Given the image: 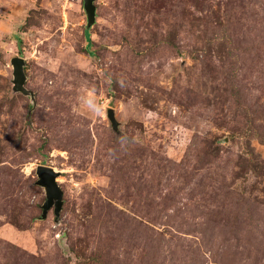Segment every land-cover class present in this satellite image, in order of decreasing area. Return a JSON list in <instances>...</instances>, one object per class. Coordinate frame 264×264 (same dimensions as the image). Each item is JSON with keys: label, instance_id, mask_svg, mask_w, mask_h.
Segmentation results:
<instances>
[{"label": "rangeland", "instance_id": "rangeland-1", "mask_svg": "<svg viewBox=\"0 0 264 264\" xmlns=\"http://www.w3.org/2000/svg\"><path fill=\"white\" fill-rule=\"evenodd\" d=\"M95 6L0 0V264H264V0Z\"/></svg>", "mask_w": 264, "mask_h": 264}, {"label": "water", "instance_id": "water-1", "mask_svg": "<svg viewBox=\"0 0 264 264\" xmlns=\"http://www.w3.org/2000/svg\"><path fill=\"white\" fill-rule=\"evenodd\" d=\"M96 0H83L84 10L87 14L88 25L90 27L94 24L96 19ZM13 66V83L16 91L28 95L29 92L24 88L26 82L25 74V60L22 58H14L12 60ZM108 117L113 124V127L116 128L118 123L115 119V114L113 110H109ZM38 181L37 184L45 189L46 192V201L43 204V213L42 218H46L48 212L54 208L55 216H59L62 207H63V191L56 182L58 173L55 172L51 167L39 166L37 168Z\"/></svg>", "mask_w": 264, "mask_h": 264}, {"label": "trees", "instance_id": "trees-1", "mask_svg": "<svg viewBox=\"0 0 264 264\" xmlns=\"http://www.w3.org/2000/svg\"><path fill=\"white\" fill-rule=\"evenodd\" d=\"M86 33V32H85Z\"/></svg>", "mask_w": 264, "mask_h": 264}]
</instances>
